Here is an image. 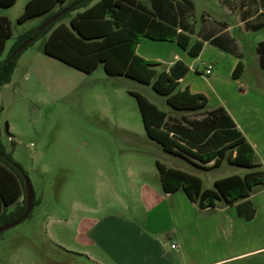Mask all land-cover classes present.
<instances>
[{
    "label": "rangeland",
    "instance_id": "obj_1",
    "mask_svg": "<svg viewBox=\"0 0 264 264\" xmlns=\"http://www.w3.org/2000/svg\"><path fill=\"white\" fill-rule=\"evenodd\" d=\"M29 1L17 0L12 8L0 9L13 29V37L0 60L7 58L20 35L42 22V18L19 22ZM139 1L150 6L149 0ZM191 1L194 12L189 13L184 4L181 20L189 24L193 42L229 29L223 38L233 35L236 43L230 41L228 46L243 53L246 78H255L259 68L256 47L264 41V28L256 31L253 27L264 23V0ZM47 38L48 35L36 40L23 52L12 81L0 93V141L23 166L36 198H45L44 205L36 207L30 218L0 234V264H92L73 252L82 248L75 243V226L59 224L54 219L74 217V191H90L91 206L100 211L117 212L122 202L137 207L128 187L129 163L135 158H158L168 166L196 173L204 188L210 189L215 188L217 179L249 171L227 161L219 169L197 170L181 157L165 152L149 137L134 93L144 95L171 113L172 118L202 120L207 112H174L167 98L152 86L110 76L103 65L93 73L82 72L49 56L45 52ZM145 42L154 46L151 50L157 54L155 57H167V42ZM211 48L208 45L203 59L196 63L204 88L209 84L214 88L212 83L218 76L215 71L206 73L205 65L214 55ZM185 85L181 83L179 89ZM91 159L94 165L89 164ZM108 182L111 188L103 186ZM13 209L10 207L9 211ZM60 242L65 243L61 244L65 248L57 244Z\"/></svg>",
    "mask_w": 264,
    "mask_h": 264
},
{
    "label": "trees",
    "instance_id": "obj_2",
    "mask_svg": "<svg viewBox=\"0 0 264 264\" xmlns=\"http://www.w3.org/2000/svg\"><path fill=\"white\" fill-rule=\"evenodd\" d=\"M95 1L30 0L19 22L23 24L36 18H42V22L20 35L7 58L0 60V93L12 81L18 60L24 52L15 54L19 47L30 39L35 38L36 41L49 35L45 52L57 60L87 74L103 65L110 76H126L152 86L156 93L167 98L174 112H207L202 120L172 118L171 113L161 110L144 95L134 93L149 137L158 142L165 152L181 157L197 167L213 163L212 168H219L227 161L232 166L249 170L244 176L232 175L216 181L214 189H204L200 177L159 163L165 192L171 193L183 188L201 207H214L218 203L234 205L246 200L255 189L264 186V171L258 164L256 153L229 113L223 107L207 110L208 99L204 95L192 94L188 89L178 90L179 80L186 76L189 67L177 61L169 71L159 72V63L148 61L136 52L141 39L149 37L177 41L191 56L198 57L204 44L202 41L192 43L190 26L181 20L185 14L184 4L189 8V13L194 12L193 1L149 0L150 6H147L139 0H100L91 6ZM16 2L0 0V8H11ZM67 8L70 10L62 18L39 33L41 26ZM81 9L86 10L72 17L69 26L58 25ZM253 28L261 30L264 23ZM12 37L11 21L0 15V57ZM211 37H205L204 41L237 54L227 44L233 40L223 36ZM256 51L260 67L264 70V41L258 44ZM243 72L244 64L240 61L234 77L240 78ZM26 176L23 166L12 153L7 152L0 141V227L13 224L24 215L27 204ZM40 203V199L35 198L34 209ZM250 205L246 201L239 206V214L247 219L254 216L255 210L242 213L241 208ZM10 207L14 209L9 211Z\"/></svg>",
    "mask_w": 264,
    "mask_h": 264
},
{
    "label": "crops",
    "instance_id": "obj_3",
    "mask_svg": "<svg viewBox=\"0 0 264 264\" xmlns=\"http://www.w3.org/2000/svg\"><path fill=\"white\" fill-rule=\"evenodd\" d=\"M85 10L73 12L58 25L69 26V20ZM229 31L226 29L206 37L222 36ZM228 38L233 40V35ZM146 39L167 42L164 44L167 57H155L157 54L151 50L154 46L145 42ZM191 39L192 43L196 42H193V35ZM197 41L204 44L198 57L191 56L177 41L149 37L141 39L136 52L148 61L159 63V72L169 71L177 61L184 62L189 72L179 80V87L185 82V88L178 87V90L188 89L192 94L204 95L211 110L223 107L254 149L258 164L264 170V70L260 67L259 56L256 77L246 78L247 67L242 52L237 51L235 54L224 50L210 41H204V38ZM208 45L212 47L214 55L205 66H213L212 74L218 72L212 83L214 88H210V84L207 88L201 85V69L196 64L203 59V52ZM240 61L244 64V72L240 78H235L234 72ZM159 163L179 169L168 166L158 158H135L129 163L128 187L138 202L137 207L122 202L117 212L108 209L100 211L96 206H91L90 191L73 192V205L76 207L74 217L54 219L59 224H72L77 229L75 243L82 248L74 249L73 252L86 257L92 264H264V186L258 187L249 198L234 205L218 203L214 207H201L183 188L165 192ZM89 164L94 165V160L91 159ZM212 164L191 166L197 170L220 168H212ZM190 174L199 177L196 173ZM101 175L104 176L102 172ZM218 180L214 181V187ZM103 186L111 188L110 182ZM39 199V206L44 205V196ZM246 201L251 205L242 206V213L254 209L255 214L251 219L239 214V206ZM57 244L64 247L61 244L65 243Z\"/></svg>",
    "mask_w": 264,
    "mask_h": 264
},
{
    "label": "water",
    "instance_id": "obj_4",
    "mask_svg": "<svg viewBox=\"0 0 264 264\" xmlns=\"http://www.w3.org/2000/svg\"><path fill=\"white\" fill-rule=\"evenodd\" d=\"M69 10L70 8H67L66 10L58 13L57 15L52 17L50 20H48L43 26H41V28L39 29V33H41L45 28H47L48 26L52 25L53 23L58 21L60 18H62ZM34 41H35V38L26 41L24 44H22L19 47V49L16 51L15 54L22 53L23 51H25ZM25 186H26L27 204H26V211L24 215L13 224H6L0 227V234L24 222L29 217V215L33 212L36 196H35V190H34L33 184L28 176L25 177Z\"/></svg>",
    "mask_w": 264,
    "mask_h": 264
},
{
    "label": "built area",
    "instance_id": "obj_5",
    "mask_svg": "<svg viewBox=\"0 0 264 264\" xmlns=\"http://www.w3.org/2000/svg\"><path fill=\"white\" fill-rule=\"evenodd\" d=\"M213 71V66H209L207 69H206V73L209 75L211 74ZM173 248H175V245H172Z\"/></svg>",
    "mask_w": 264,
    "mask_h": 264
}]
</instances>
